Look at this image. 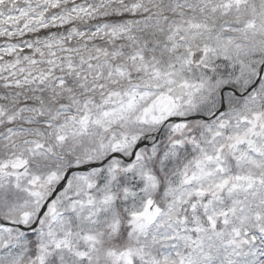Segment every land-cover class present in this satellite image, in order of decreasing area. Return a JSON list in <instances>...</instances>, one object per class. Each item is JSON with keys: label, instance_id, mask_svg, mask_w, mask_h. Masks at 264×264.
I'll return each mask as SVG.
<instances>
[{"label": "snow or ice", "instance_id": "obj_1", "mask_svg": "<svg viewBox=\"0 0 264 264\" xmlns=\"http://www.w3.org/2000/svg\"><path fill=\"white\" fill-rule=\"evenodd\" d=\"M0 264H264V0H0Z\"/></svg>", "mask_w": 264, "mask_h": 264}]
</instances>
